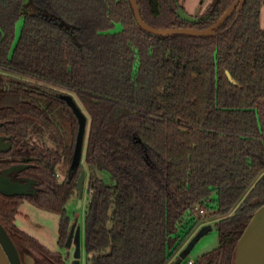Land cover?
<instances>
[{
  "label": "trees",
  "instance_id": "1",
  "mask_svg": "<svg viewBox=\"0 0 264 264\" xmlns=\"http://www.w3.org/2000/svg\"><path fill=\"white\" fill-rule=\"evenodd\" d=\"M137 1L153 27L202 30L234 0L196 24L180 18V0ZM263 4L247 0L216 36L163 38L138 27L129 0H0V132L15 139L14 160L32 135L56 141H37L42 191L29 201L60 216L61 245L83 169L55 178L78 132L58 88L74 92L89 118L87 264H173L180 225L196 208L217 217L219 246L193 264H235L264 205ZM23 202L0 194V222L23 264H66L16 226Z\"/></svg>",
  "mask_w": 264,
  "mask_h": 264
},
{
  "label": "water",
  "instance_id": "2",
  "mask_svg": "<svg viewBox=\"0 0 264 264\" xmlns=\"http://www.w3.org/2000/svg\"><path fill=\"white\" fill-rule=\"evenodd\" d=\"M135 21L139 28L147 32L148 34L159 36L163 38H170L172 36H191V37H212L216 36L220 28L234 15L235 12H240L247 0H234L229 6L226 12L214 23L212 26L206 29L197 28H156L147 24L140 12V7L137 0H129ZM220 0H214L211 4V12L218 4ZM210 12V13H211ZM210 13L194 18L189 16L183 9H179L178 14L180 18L190 24H196L206 20ZM228 77L231 81L233 78L228 73ZM58 97L63 100L68 107L72 110L78 121V132L76 136L74 152L70 164V172L74 173L79 170L83 162L84 146L86 142L87 129L89 124V118L78 104L77 100L71 94L60 93ZM2 124L0 123V126ZM8 138H0V152H7L11 149V143L5 142ZM27 166H14L7 170H4L0 175V193L7 197H19L30 195L27 191L35 182H29L21 184L19 182H12L7 178V175L15 171L24 170ZM86 181V172L83 170L78 180L79 189V205L81 207L83 192ZM34 190L33 193H36ZM212 231V226L203 227L190 241L188 246L182 251L173 264H182L185 257H187L196 246V244L209 232ZM72 235L68 239V243L71 242ZM82 248H81V228H78L76 235V251L75 261L73 264H81ZM0 264H23L21 255L11 239L9 233L0 222ZM235 264H264V205L260 207L253 215L250 223L245 229L243 235L238 241Z\"/></svg>",
  "mask_w": 264,
  "mask_h": 264
},
{
  "label": "rangeland",
  "instance_id": "3",
  "mask_svg": "<svg viewBox=\"0 0 264 264\" xmlns=\"http://www.w3.org/2000/svg\"><path fill=\"white\" fill-rule=\"evenodd\" d=\"M214 0H180V5L182 6L183 10L191 17L198 18L203 16L209 10L211 4ZM261 28L264 29V4L261 11ZM23 26V20L20 19L16 23V38L13 46L15 47ZM121 26L116 27V31L120 30ZM5 70L0 68V74H5ZM33 84L36 83L35 80H30ZM60 93L71 94L74 98L78 101L74 92L67 91L66 89L58 88L57 89ZM82 107V105L79 103ZM84 110V109H83ZM35 142L43 141L45 145L49 148H54L57 143L54 141L48 134L41 139L39 135H33ZM85 147L84 146V155H83V162H82V169L86 172V181L85 187L83 192L82 203L83 206L80 208L78 203H76V198L72 199L68 205L67 210L71 217L74 219L75 215L79 216V225L81 226V248H82V257L81 263L87 264V253L85 249V217L86 211L89 203V170L85 163ZM70 167V161L67 159H63L59 166L58 172L60 174H66ZM105 181L109 182V176L107 174H102L101 176ZM205 213L204 216H201L198 211L195 212L193 217L185 218L180 225L179 236L181 239L178 251L176 252L175 256L172 259V262L176 260V258L180 255V253L188 246L190 241L194 238V236L198 233L200 229L206 226H212V231L209 232L205 237H203L193 248L192 252L188 255V259L196 262L202 255L213 251L219 246V237L215 223L218 221L217 217L212 214V211L204 209ZM16 226L23 232L27 233L28 235L36 238L41 242L45 247H47L52 252H60L63 256L67 255V250L65 248L60 247L58 244L59 240V226H60V216L42 210L38 208L35 204L30 201L25 200L21 207L19 214L16 217L15 221Z\"/></svg>",
  "mask_w": 264,
  "mask_h": 264
},
{
  "label": "flooded vegetation",
  "instance_id": "4",
  "mask_svg": "<svg viewBox=\"0 0 264 264\" xmlns=\"http://www.w3.org/2000/svg\"><path fill=\"white\" fill-rule=\"evenodd\" d=\"M1 124L2 125L0 127H2L4 125V123H1ZM0 138H8V140H6L5 142H10L11 145H12L11 149H9V151L0 152V161L5 162V165H6L4 168H1L0 175H1V173L4 170H7V169H9L11 167H14V166H27L24 170H21V171H18V172L15 171V172L11 173L10 175H7V178L11 179L12 182H19L21 184H26V183L34 181L35 185L33 184L31 186V188H29L28 191H27L30 195L19 196V197L24 198V201L25 200L29 201V199H31V198L38 197V195L42 191V186L40 185V183L38 181L39 169H38V165L36 164V161L38 160V157H39L38 142L33 141L34 140V136L32 135V144L31 145H27L26 147L19 148L18 151H17V155L19 154V157L14 160L13 158H9V155H12L13 151L15 149L14 148L15 139L13 138V136L5 134V133H1V132H0ZM24 154H28V155L30 154L31 155L30 158L27 160V162H24L23 159H22V156ZM71 160H72V158H71ZM70 164H71V161H70ZM68 171H70V167H69ZM68 171L66 172V174L62 175V174H60L58 172V167H57V174H56V177H55L56 180L58 182H64L66 180V178H67ZM34 190H37V192L33 193ZM74 198H76L75 199L76 203H78V205H79V193H78V195H76L72 199H74ZM68 203L65 206V210H66L68 218H69L67 236L65 238L64 243L61 245V243H60V233H59L58 244L60 245V247L65 248L67 250V255L66 256H63L62 253L59 252L62 255V257H63L64 261L66 262V264H73V262L75 261L77 230H78V228H81V226L79 225V216L78 215H75L74 219H71V217H70V215L68 213V210H67ZM82 206H83V203L81 204V207ZM79 207H80V205H79ZM70 235H72V238H71V242L68 243V239H69Z\"/></svg>",
  "mask_w": 264,
  "mask_h": 264
},
{
  "label": "built area",
  "instance_id": "5",
  "mask_svg": "<svg viewBox=\"0 0 264 264\" xmlns=\"http://www.w3.org/2000/svg\"><path fill=\"white\" fill-rule=\"evenodd\" d=\"M196 211H198L201 216H204V213H205L204 209L196 208ZM188 264H193V261H189Z\"/></svg>",
  "mask_w": 264,
  "mask_h": 264
}]
</instances>
